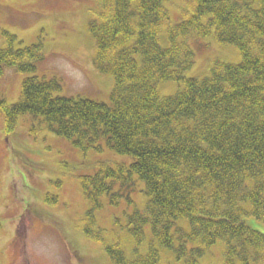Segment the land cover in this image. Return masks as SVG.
Returning <instances> with one entry per match:
<instances>
[{
    "label": "trees",
    "instance_id": "trees-1",
    "mask_svg": "<svg viewBox=\"0 0 264 264\" xmlns=\"http://www.w3.org/2000/svg\"><path fill=\"white\" fill-rule=\"evenodd\" d=\"M171 1L97 0L88 30L98 70L112 78L110 104L56 95L55 78L33 75L44 59L41 45L15 48L16 37L4 32L0 77L9 67L32 74L15 103L0 97L6 131L30 115L83 152L100 151L104 140L109 150L133 159L129 165L103 161L95 175L80 178L92 207L83 232L100 241L92 212L102 197L117 207L137 179L144 183L141 209L125 198L133 205L127 222L136 244L146 226L152 241L134 258L117 241L106 244L112 264H162L158 248L183 264H199L218 242L223 264H264V233L245 221L252 217L264 226V0H181L185 7L177 8L175 23L166 8ZM191 37L234 46L240 61H215L208 77H186L195 60ZM160 82L184 86L162 97Z\"/></svg>",
    "mask_w": 264,
    "mask_h": 264
},
{
    "label": "rangeland",
    "instance_id": "rangeland-1",
    "mask_svg": "<svg viewBox=\"0 0 264 264\" xmlns=\"http://www.w3.org/2000/svg\"><path fill=\"white\" fill-rule=\"evenodd\" d=\"M181 2L172 0L166 5L172 23L179 21L176 10L185 7ZM98 11L97 0H0V47L4 32L16 37L15 48L39 43L44 59L33 75L47 81L55 78L61 86L56 95L110 104L112 78L98 70L94 40L88 30ZM161 43L165 45L164 40ZM187 43L195 60L186 77H208L215 61H240L234 46H222L213 37H191ZM29 76L32 74L14 67L5 68L0 77V97L7 104L15 103L23 79ZM183 86V82H160L157 88L166 97ZM100 146V151L83 152L71 140L47 131L30 115L18 118L14 130L7 132L0 113V264H112L105 245L116 241L127 258L148 250L150 227L144 230V241L136 244L127 222L133 205L125 198L129 197L137 209L145 201L144 183L137 178L135 189H126L130 193L117 207L103 196L102 207L92 212V230H101L103 240L83 232L92 207L82 194L80 178L95 175L103 161L129 165L133 160L109 150L104 140ZM47 194L57 202L47 203ZM245 221L264 233V226L254 218ZM158 249L162 264H183L172 251ZM223 251V243L218 242L198 262L223 264Z\"/></svg>",
    "mask_w": 264,
    "mask_h": 264
}]
</instances>
